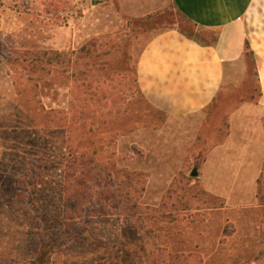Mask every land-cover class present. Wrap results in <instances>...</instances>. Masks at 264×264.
Wrapping results in <instances>:
<instances>
[{
    "label": "rangeland",
    "instance_id": "1",
    "mask_svg": "<svg viewBox=\"0 0 264 264\" xmlns=\"http://www.w3.org/2000/svg\"><path fill=\"white\" fill-rule=\"evenodd\" d=\"M169 28L216 37L173 0H0V264H264L258 187L210 159L228 111L141 91Z\"/></svg>",
    "mask_w": 264,
    "mask_h": 264
},
{
    "label": "crops",
    "instance_id": "2",
    "mask_svg": "<svg viewBox=\"0 0 264 264\" xmlns=\"http://www.w3.org/2000/svg\"><path fill=\"white\" fill-rule=\"evenodd\" d=\"M173 2L197 30L216 37L189 38L176 28L157 34L138 61L141 91L174 117L228 111V129L210 159L219 154L232 160L234 183L241 184L240 190L256 189L264 170V0ZM247 55L254 63L251 70L244 65ZM226 174L227 169L219 170L221 180Z\"/></svg>",
    "mask_w": 264,
    "mask_h": 264
},
{
    "label": "trees",
    "instance_id": "3",
    "mask_svg": "<svg viewBox=\"0 0 264 264\" xmlns=\"http://www.w3.org/2000/svg\"><path fill=\"white\" fill-rule=\"evenodd\" d=\"M181 32L185 33L184 31L180 30ZM187 35V33L185 34ZM189 38H192L191 35H187ZM196 39V38H194ZM198 40V39H197ZM199 41V40H198ZM200 43L202 41H199ZM249 42H246V49H249ZM257 197L259 199V201L264 205V170L262 172V174L260 175V177L258 178V192H257Z\"/></svg>",
    "mask_w": 264,
    "mask_h": 264
},
{
    "label": "water",
    "instance_id": "4",
    "mask_svg": "<svg viewBox=\"0 0 264 264\" xmlns=\"http://www.w3.org/2000/svg\"><path fill=\"white\" fill-rule=\"evenodd\" d=\"M193 174H196V171H194Z\"/></svg>",
    "mask_w": 264,
    "mask_h": 264
}]
</instances>
